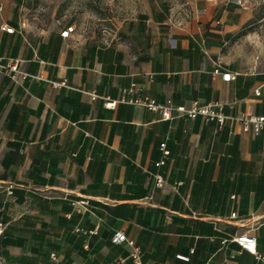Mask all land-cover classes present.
I'll use <instances>...</instances> for the list:
<instances>
[{"label":"crops","instance_id":"crops-1","mask_svg":"<svg viewBox=\"0 0 264 264\" xmlns=\"http://www.w3.org/2000/svg\"><path fill=\"white\" fill-rule=\"evenodd\" d=\"M242 1L246 9L148 0L102 41L63 38L71 25L35 26L21 0H0V63L18 59L26 75L0 71V263L132 264L130 247L113 242L121 232L141 264H262L230 239L252 235L264 255V130L163 121L90 96L117 100L134 83L158 103L220 102L230 117L264 116V17ZM79 198L89 200L82 215L71 205Z\"/></svg>","mask_w":264,"mask_h":264},{"label":"built area","instance_id":"built-area-1","mask_svg":"<svg viewBox=\"0 0 264 264\" xmlns=\"http://www.w3.org/2000/svg\"><path fill=\"white\" fill-rule=\"evenodd\" d=\"M236 5H239L246 9V6L243 4L242 0H232ZM2 30L12 34L14 33L13 28H8L6 26L2 27ZM75 32L74 26H67L64 30L61 31L60 35L63 38L69 37L70 34ZM5 71L11 74V78L14 81H17L19 78H24L26 75L19 70V60H13L10 65L4 66L0 63V71ZM215 75H220L222 80L230 81L234 78V76L230 73H222L219 69L214 71ZM59 85V84H55ZM139 87L132 83L128 88L122 91V94L119 99L111 100L108 96H98L95 93L90 94L92 100L97 98L103 99L105 103V107L112 109L115 108L117 104H126L130 106H134L148 112L157 113L160 115L161 120L163 121H172L179 117H186L189 119L202 118V120L206 123L214 122L216 123L218 128H222L226 120H234L241 124L243 131L248 132L252 131L254 134H258L261 130H264V116H254V115H241L238 117H230L223 113V104L220 102L209 103L205 105H200L198 103H192L190 106H174L171 102L167 103H158L155 100L147 97L141 96L139 93ZM256 95H259L256 92ZM163 157H166L169 153L163 147ZM163 160L160 161L157 166L163 165ZM155 178V186L157 188H161L164 184V179L161 175L156 174ZM13 187L9 186L7 188V194H12ZM73 207V213L82 215L88 212L89 200L87 198H79L71 202ZM72 213L68 214L67 217H71ZM231 218H236V214H231ZM98 226L92 231H85L81 228H76L75 232L81 233L84 235H94ZM5 225L0 222V237L4 234ZM113 242L115 244L125 243L130 247L129 257L131 259L132 264H141V252L140 249L135 245L132 240H128L121 232H117L113 236ZM228 242L224 240L223 243ZM230 242L235 243L242 251H246L253 256L256 262H260L264 264V255L260 254L257 250V242L256 238L249 234H241L236 235L230 239ZM52 259L55 260L54 256ZM185 259V258H183ZM125 259L116 258L110 264H124ZM2 264V263H0Z\"/></svg>","mask_w":264,"mask_h":264},{"label":"rangeland","instance_id":"rangeland-1","mask_svg":"<svg viewBox=\"0 0 264 264\" xmlns=\"http://www.w3.org/2000/svg\"><path fill=\"white\" fill-rule=\"evenodd\" d=\"M169 7L185 8L189 0H160ZM255 18L264 17V0H244ZM148 0H21L24 20L38 27H75L83 38L107 41L121 24L134 18Z\"/></svg>","mask_w":264,"mask_h":264}]
</instances>
